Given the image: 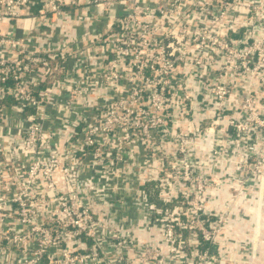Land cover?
<instances>
[{"label":"built area","instance_id":"obj_1","mask_svg":"<svg viewBox=\"0 0 264 264\" xmlns=\"http://www.w3.org/2000/svg\"><path fill=\"white\" fill-rule=\"evenodd\" d=\"M114 1L120 2L123 10L102 33L90 35L82 44L89 47L90 56L104 62V71L98 83L96 72L79 62V79L98 85L91 94L102 91L98 92L97 87L114 91L96 101L78 78L71 79L65 64L71 54L76 55L72 49L62 42L44 48L39 38L46 35L47 27H58V20L70 14L72 7L108 6ZM215 1L217 5L213 0H0V186H17L11 197L0 195V215L4 210L16 214L23 226L17 230L7 223L0 230V242L11 241L26 248L32 237H37L33 256L24 257L20 264H246L257 258L262 229L259 226L264 222L255 220L253 231L244 240L246 247L239 252L236 244L240 242L234 236L226 239L223 233L230 220L229 210H223L221 215L202 205L204 186H194L193 193L199 192L201 197L192 198L187 186L201 177L197 165L192 160L187 162L184 172L173 160L177 154L189 155L190 140L178 142V148L175 141L180 138L176 139L175 133L158 136L159 129L168 126L169 131L171 123L165 125L158 114L171 105L187 114L191 104L202 96L196 124L229 111L228 94L218 79L215 78L216 84L204 86L208 67L214 74L224 67L226 73H231L232 67L252 71L258 56L263 61L258 59V67L264 68V37L253 42V34H244L253 24L256 3L260 2L264 9V0H243L249 22L230 28L236 36L233 43L224 36L213 38L206 20L209 9L219 17V5L233 1L236 6L241 1ZM237 12L233 9L234 14ZM79 15L78 18H88L82 11ZM31 16H35L36 27L40 28L32 47L30 36L16 33L18 21ZM259 17L264 21V11ZM220 53H232L235 60L230 63L234 66L219 64L214 58ZM224 58L223 62L229 59L228 55ZM193 69L199 70V79L186 76V70ZM63 89L67 92L65 105L73 108L78 102L81 110L73 112L68 124L46 130V110L60 104L51 95ZM207 101L212 105H207ZM256 123L262 124L253 121L251 125ZM227 126L231 130L252 128L234 121ZM130 141L145 146L150 158L158 153L160 161L143 166V170L150 167V171L139 182L141 186L151 182L162 204L151 202L156 215L153 224L159 226V235L155 241L143 243L138 251H133V239L128 234L111 230L105 236L99 234V229L107 226L80 197L95 186L88 182L82 186L70 183L68 175L70 168L87 154H92L95 165L118 161ZM21 174L24 179L17 180ZM57 175L69 185L65 182L59 187ZM38 180L47 191L56 193L57 199V208L40 220L30 208L45 199L32 190ZM184 215L186 218L182 219ZM209 215H218L217 221L211 222ZM202 240L215 244L217 251L201 247ZM226 241L236 243L234 248H227ZM105 242L114 249L111 259L105 257ZM53 244H63L59 253L49 251Z\"/></svg>","mask_w":264,"mask_h":264},{"label":"rangeland","instance_id":"obj_2","mask_svg":"<svg viewBox=\"0 0 264 264\" xmlns=\"http://www.w3.org/2000/svg\"><path fill=\"white\" fill-rule=\"evenodd\" d=\"M239 1H241V4L238 3L236 6L233 1L228 2L223 7L219 5V17L213 15L209 9L206 22L210 24L207 29L210 34L214 35L213 38L224 36L226 40L233 43L236 36L231 33L230 28L246 25V22H249V16L247 17L244 13L247 6L245 5L246 2ZM223 2L226 3L227 0ZM212 3L217 5L218 2L213 0ZM254 8L257 13L254 15L253 24L250 26V30L244 34H253V42H258L264 37V21L259 17L264 9L260 2H257ZM233 9H237L239 12L234 14ZM262 54L264 56V51ZM227 55L229 59L223 62L222 59H225L224 57ZM214 59L219 64L234 66L230 63V61L235 60L232 53H220ZM258 59L262 61L257 56L253 64L256 68L252 71L245 72L232 67L231 73H226L224 67L221 72L217 70L214 74L209 72L211 68L208 67V72L204 74L206 75L205 87H210L213 82L216 84L215 78L218 79L219 84L223 85L228 94L229 111L219 113L216 117L205 118L203 124L194 123L200 117V106H203V104H200L201 96L197 97L191 104L187 114L176 105L175 107L171 105L169 106L170 109L167 108L162 114H158L165 125L171 122L169 131L166 129L168 126L164 130L159 129V137L161 134L167 137L170 136L171 132L175 133L176 139L180 138V141L178 139L175 141V147L178 146V148V142L183 143V140H190V144L187 146L189 155L177 154L173 160L178 168H184V172L187 171V165H185L187 162L192 160L197 165V171L202 178L199 177L195 180V183L187 186L192 190V198H195V195L201 197V193H193L195 190L193 187L196 186L197 189V186H204L202 205L221 215L224 212L223 210H226V212L229 210L228 217L230 220L240 218L239 222L245 221L247 223V226H244L247 231H245L246 233L242 237L240 245L234 243L239 247L241 253L246 247L244 243L246 239L244 238L250 236L253 231L252 227H255V220H260V223L264 222V68L258 67L260 66L257 63ZM198 72L199 70L195 69L192 71L186 70V76L199 79ZM180 89L184 90L181 84ZM178 94L182 99L181 92ZM167 98L171 101L174 99L169 96ZM175 99L178 102V97ZM207 105L210 106L212 103L207 101ZM172 114H175V116L172 117ZM231 121L241 122L243 126L249 125L252 128H246V126L244 129L231 130L232 128L227 126L228 122ZM253 121L262 124L256 123L257 125L253 124L252 126ZM216 141L220 143L218 146L215 145ZM215 151L217 152L215 153ZM193 157L196 161L192 159ZM235 169L240 170L235 172ZM248 180H251L252 183H248ZM238 212H240V215ZM211 216L217 218L218 215H209V217ZM181 218L185 219L186 215ZM213 218L210 221L216 222L217 219ZM230 220H227L223 227V233L227 236L226 239L233 238L232 228H235L237 224ZM259 227L262 228V235L260 234L259 237L258 248L262 244L264 246V223H261ZM226 243H229L224 244L227 248H234L235 246L232 242L226 241Z\"/></svg>","mask_w":264,"mask_h":264},{"label":"crops","instance_id":"obj_3","mask_svg":"<svg viewBox=\"0 0 264 264\" xmlns=\"http://www.w3.org/2000/svg\"><path fill=\"white\" fill-rule=\"evenodd\" d=\"M89 5L84 4L70 8V14H67L62 20H58V27L52 26L45 29L46 35L39 38V41H41L39 44L47 48L48 46H55L62 42V44L70 47L71 51L76 54H71L65 64L68 70L71 71V79L78 78V83L89 91L90 98L102 101L104 99L102 96L113 95L114 91H103V89L97 87L98 92L99 90L102 91L96 95L91 94L90 92L98 85L79 79L77 73L80 72L79 68L87 66L92 72H96L97 81L100 83L104 71V62L95 55L90 56L89 47L82 44L88 41L90 35L100 34L110 26L113 18L123 10V5L118 1H114L108 6L106 4L98 6ZM80 11L84 12L88 18H78ZM36 22L35 16H31L28 19L19 20L16 28L18 35L22 34L31 37L29 45L31 47L36 44L34 38L40 29L36 27ZM75 47L78 49H74ZM79 62L82 64L81 67L79 66ZM184 81H187V79H184ZM66 96L67 92L65 89L58 90L57 93L51 95L52 99H56L60 104L57 106L53 105L46 110L48 114L44 124L46 130L53 129L54 126H58L59 124L62 126L65 123L68 124L70 122L68 120L74 117L73 112L81 110L80 103L78 102L73 108L67 107L65 105ZM216 142L215 144L219 145ZM61 143H63L62 140ZM72 149L73 146L70 147V150ZM149 153L141 143L130 141L118 161H108L102 165H95L92 154H87L82 157V160L79 159L78 164L72 166L70 173H68L70 183L74 182L76 185L82 186L88 182L95 186L94 190L80 197L82 202L91 208L108 227L102 226L99 229V234L105 236V233L109 230L128 234L133 239V251H138L145 242L155 241L159 235V226L153 224L156 215L151 205L150 199L152 200V198L150 197V191L143 190V187L139 183L140 179L145 178L150 171V167L144 170L142 167L152 166L160 162L158 153L153 158H150ZM239 170L235 169V172ZM56 177L59 187H63L67 181L60 175ZM18 179L22 181L24 176L21 174ZM16 188L17 186L13 183H3L0 186V195L3 198L11 197L16 193ZM32 190L37 191L45 198L43 203L30 206L34 210L35 215L40 217V220L44 215L57 208L56 193L47 191L41 180L37 181ZM238 213L240 215V212ZM18 219L19 217L16 214H7L6 210H4L3 214L0 215V230L7 223L13 224L15 229L20 230L23 226ZM239 220L240 218L230 221L235 224L237 223L235 228H232V235L235 240L241 242L242 237L246 233L245 231H247L246 227H244L247 226V223L245 221L239 222ZM36 244L37 237H32L26 248L16 246L11 241L0 242V264H20L24 257L33 256ZM62 247L63 244H53L48 249L52 253H59ZM103 249L107 259L114 257L115 252L110 242H105ZM248 264H264L263 244L258 248L257 258Z\"/></svg>","mask_w":264,"mask_h":264},{"label":"trees","instance_id":"obj_4","mask_svg":"<svg viewBox=\"0 0 264 264\" xmlns=\"http://www.w3.org/2000/svg\"><path fill=\"white\" fill-rule=\"evenodd\" d=\"M142 187H143V190L145 189V190L150 191L149 192L150 193V197L152 198V200L150 199L151 202H153V203H155V204H157L159 206H162L161 202L156 197V194H155V191L153 190V187H152V183L151 182H147V183L143 184ZM209 218L212 219L213 217L211 216ZM213 219H215V217ZM200 246L201 247H207L210 250V252H214L215 253L217 251L216 245L215 244H212L210 242H207V241H203L202 240L200 242Z\"/></svg>","mask_w":264,"mask_h":264}]
</instances>
